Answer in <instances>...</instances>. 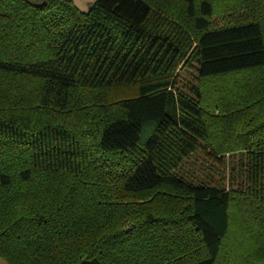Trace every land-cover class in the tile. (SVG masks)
I'll list each match as a JSON object with an SVG mask.
<instances>
[{
	"label": "trees",
	"instance_id": "obj_1",
	"mask_svg": "<svg viewBox=\"0 0 264 264\" xmlns=\"http://www.w3.org/2000/svg\"><path fill=\"white\" fill-rule=\"evenodd\" d=\"M0 257L264 264V0H0Z\"/></svg>",
	"mask_w": 264,
	"mask_h": 264
},
{
	"label": "rangeland",
	"instance_id": "obj_2",
	"mask_svg": "<svg viewBox=\"0 0 264 264\" xmlns=\"http://www.w3.org/2000/svg\"><path fill=\"white\" fill-rule=\"evenodd\" d=\"M75 5L81 11H88L95 0H72ZM193 80V75L190 71H183L180 77V84L182 87H189ZM185 87V88H187ZM218 161H212L210 159H205L203 155L197 154L189 159L183 166L182 171L190 179L195 181H204L210 184H217L224 186L226 188H231L237 184L233 181L230 176V169L223 168L218 165ZM0 264H8L3 258L0 257Z\"/></svg>",
	"mask_w": 264,
	"mask_h": 264
}]
</instances>
